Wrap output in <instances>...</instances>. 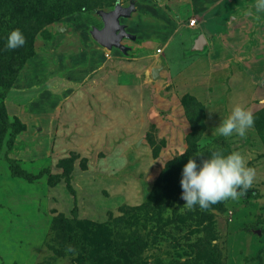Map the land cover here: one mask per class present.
Instances as JSON below:
<instances>
[{"label": "rangeland", "instance_id": "obj_1", "mask_svg": "<svg viewBox=\"0 0 264 264\" xmlns=\"http://www.w3.org/2000/svg\"><path fill=\"white\" fill-rule=\"evenodd\" d=\"M117 2L135 6L120 18L134 36L121 41L128 54L90 34ZM254 4L0 0V121L14 125L9 151L10 129L0 132V264H264V12ZM14 28L25 44L9 50ZM200 33L206 44L193 50ZM235 103L254 128L212 136ZM218 149L248 158L252 186L181 210L183 165ZM8 157L45 173L14 178ZM73 208L92 228L89 254Z\"/></svg>", "mask_w": 264, "mask_h": 264}, {"label": "clouds", "instance_id": "obj_2", "mask_svg": "<svg viewBox=\"0 0 264 264\" xmlns=\"http://www.w3.org/2000/svg\"><path fill=\"white\" fill-rule=\"evenodd\" d=\"M257 13L264 12V0H255ZM246 15H253L251 10ZM25 44V36L19 28L7 33L5 47L16 49ZM254 114L239 103L232 105L228 112L213 129L212 136L229 137L236 134L245 137L254 128ZM183 152L180 153L182 155ZM200 155L201 152H196ZM255 169L248 165V158L238 150L225 152L223 149L212 151L199 163L189 157L182 167L180 186L184 201L181 210H193L195 207L207 209L217 202L238 199L252 186ZM68 252H74L71 246Z\"/></svg>", "mask_w": 264, "mask_h": 264}, {"label": "water", "instance_id": "obj_3", "mask_svg": "<svg viewBox=\"0 0 264 264\" xmlns=\"http://www.w3.org/2000/svg\"><path fill=\"white\" fill-rule=\"evenodd\" d=\"M134 10V3H131L127 7L121 6L118 2L115 4L114 8L110 11L99 10L98 15L100 16L103 26L101 29L93 27L90 34L92 38L98 42L100 45L111 49L112 47L118 48L122 52H127V47L124 46L121 41L124 38L133 39L134 36L128 33L125 29L124 24L120 23V18L128 17L131 11ZM199 38L204 40V35L202 33L198 34L193 41V50H202L205 46V40L200 45L198 44ZM152 78L158 76V69H151Z\"/></svg>", "mask_w": 264, "mask_h": 264}, {"label": "trees", "instance_id": "obj_4", "mask_svg": "<svg viewBox=\"0 0 264 264\" xmlns=\"http://www.w3.org/2000/svg\"><path fill=\"white\" fill-rule=\"evenodd\" d=\"M7 129H10V139H8V147H7V151H9L13 145V133H14V125L6 120H1L0 121V132H4ZM8 167H9V171H10V176L14 177V178H23L25 180H32L36 177V175H41L44 172V170H40L37 174L35 173H31L27 170L22 169L21 167L18 166L17 162H15L12 158L8 157ZM51 176V174L49 175ZM50 183H55L56 181H49ZM73 214H74V218H73V223L74 226L72 228V230L74 232H76L77 235H81L85 241V243L87 244L85 247V251L87 254L90 253L91 249L93 251V241L91 239H89L88 235H87V231L89 233V236L92 235L91 233V229L90 226H88L89 224H85L84 222H82L79 218H77L76 216V212H75V208H73ZM92 254V253H91ZM88 264L91 263L90 258L88 259ZM81 264H83V260L81 259Z\"/></svg>", "mask_w": 264, "mask_h": 264}, {"label": "bare ground", "instance_id": "obj_5", "mask_svg": "<svg viewBox=\"0 0 264 264\" xmlns=\"http://www.w3.org/2000/svg\"><path fill=\"white\" fill-rule=\"evenodd\" d=\"M204 40H205V43H206V39H205V37H204ZM204 40H203L202 38H199V40H197V41L199 42V45H200L201 43L204 42Z\"/></svg>", "mask_w": 264, "mask_h": 264}, {"label": "crops", "instance_id": "obj_6", "mask_svg": "<svg viewBox=\"0 0 264 264\" xmlns=\"http://www.w3.org/2000/svg\"><path fill=\"white\" fill-rule=\"evenodd\" d=\"M134 8H135V6H134ZM195 38H196V37H195ZM195 38H194V39H195ZM124 39H125V38H124ZM128 51H129V49L127 48V52H128ZM126 54H128V53H126ZM151 77H152V76H151Z\"/></svg>", "mask_w": 264, "mask_h": 264}, {"label": "flooded vegetation", "instance_id": "obj_7", "mask_svg": "<svg viewBox=\"0 0 264 264\" xmlns=\"http://www.w3.org/2000/svg\"><path fill=\"white\" fill-rule=\"evenodd\" d=\"M123 40V39H122Z\"/></svg>", "mask_w": 264, "mask_h": 264}]
</instances>
